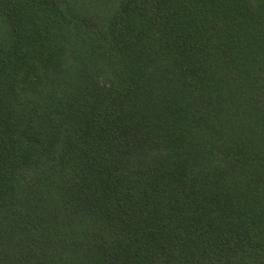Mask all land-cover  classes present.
<instances>
[{
    "label": "trees",
    "instance_id": "1",
    "mask_svg": "<svg viewBox=\"0 0 264 264\" xmlns=\"http://www.w3.org/2000/svg\"><path fill=\"white\" fill-rule=\"evenodd\" d=\"M0 264H264V0H0Z\"/></svg>",
    "mask_w": 264,
    "mask_h": 264
}]
</instances>
